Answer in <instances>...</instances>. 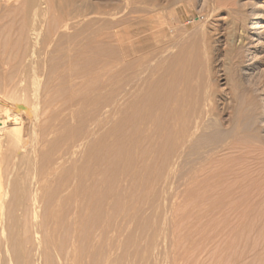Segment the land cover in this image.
I'll return each instance as SVG.
<instances>
[{
    "label": "rangeland",
    "instance_id": "rangeland-1",
    "mask_svg": "<svg viewBox=\"0 0 264 264\" xmlns=\"http://www.w3.org/2000/svg\"><path fill=\"white\" fill-rule=\"evenodd\" d=\"M13 1L0 0V60L6 58L10 62L8 65L10 67L0 64V71L9 70L8 74L11 80L13 79V82L9 81L12 85L7 84L8 86H4L3 81L0 80V99L3 100L4 108L7 106L5 100L17 106L15 110L11 109L9 114L12 112L22 115L21 119L17 118L15 126L18 124L17 127H20V131L22 130L21 132L26 135L23 136L24 133L20 132L21 138L18 137V140L21 143L15 141L16 144L11 143L10 146H13L12 144L21 146L25 140L31 139L36 143L21 161L14 159V153L10 152L12 148L0 154L2 182L15 178L13 174L16 173V169L20 173L17 178L19 184L15 183L18 186L14 184L13 187L15 191V188L21 186L16 191L17 194L19 192L21 199L14 193L16 197H13V201L15 200L16 203L13 204L19 206L17 204L21 202V207L22 205L27 207V204L32 203H28L31 200L28 189L30 186L32 191L40 175L38 173L41 172L43 162L39 157L40 151L42 149L47 151L51 146H47L49 147L47 149L45 144H51L57 141V138L64 137V133L69 128V125L56 126V123L69 121L73 117L94 121L86 140L85 153L89 178L87 183L90 185L95 180L96 176L93 173L97 169L94 146L102 137L108 136L117 129L121 117L119 110L142 112L143 123L137 134L142 135L140 137L142 142L149 138L153 143L145 144L146 153H140L138 158L142 157L144 162L150 163V169L153 168L150 172L148 164L147 166L143 164L147 169L143 168L141 175L144 176L143 178L154 177L155 182L151 183L153 185L151 190L154 189L150 193L151 200L148 207L140 211L139 221H128L122 228L111 232L108 236L107 242L113 257L118 258V261L121 258L118 264L263 262L261 259H264L262 258L264 237H261L263 239L260 242V249L258 238L264 236V152L257 155L258 157L255 156L253 160L250 158L243 162L252 168L247 166L250 171L246 174L247 182L251 184L253 192L251 193L250 190L248 194L250 205L228 212L223 208L215 211L212 207L200 209L193 204L181 203L183 197L180 193L179 177H172L170 180L173 181V186L165 188L163 164L165 157H162L165 155L163 150L165 148L160 144L164 131L159 130L156 125L157 122L165 125V101L157 104L155 100H147V98L153 92L165 97L167 64L165 54L168 48L172 47L173 55L182 66L180 67L187 68V71L193 69L191 83L197 89L194 93L200 95V98H205L208 107H212L210 116L217 127L213 134L214 143H223L232 135V127L239 111L243 109V112H248L244 107L246 103L243 99L246 95L253 94L256 100L254 107L258 115L257 122L261 125V131L256 133V136L261 139L259 147L264 150V0H18V4ZM155 15L160 18L154 17ZM250 25L253 26L249 28ZM98 40H106L115 47H121L123 55L95 52L93 46ZM119 52L121 54V51ZM31 53L32 62L27 58ZM13 54H16L17 58H14ZM17 63L23 64L24 67ZM32 65L37 68L34 69ZM62 73H66L70 77V82L75 84L73 92L68 93L66 98L56 105L46 104L43 81L45 82L48 76L57 77ZM23 75L26 77L24 78ZM256 81L260 82V85L255 86L260 88L257 87L256 90L254 86L255 93L251 91L250 94L245 90L246 83L254 84ZM55 84H59V78L56 79ZM63 85V83L59 84L58 87ZM20 86L27 87L28 92L23 91ZM23 98L28 99L24 104L21 101ZM21 108L24 114L21 113ZM8 113L0 114V120L7 119ZM52 117L56 119L52 121ZM39 121L47 124L34 132L32 125ZM50 121H55V124ZM9 123L13 124V121ZM27 130L31 134V139H27ZM162 172L164 177L160 176ZM47 180V176H43L41 184L46 183ZM261 185L263 186L260 187ZM23 189L27 192H23ZM16 198L21 201H17ZM27 216L23 221L27 222L29 228L31 226L35 228V225L41 221L39 218L34 221L33 215ZM2 217L3 215L0 223L4 221ZM150 217L153 220L151 232L141 238L139 222L142 223ZM216 218L219 222H215ZM213 219H216L213 223L215 227L212 224ZM246 231L250 238V242H247L249 246L253 244L251 241L258 240L254 241L257 245L254 244L256 249H251L250 257L247 255L249 259L246 257L243 261L238 257L241 254L237 253H240L242 247L240 243L242 233L245 235ZM215 236L219 238L213 240ZM239 237H241L240 242ZM57 241L63 244L60 240ZM231 241L235 242L234 246L238 244L235 247L237 252L234 250L236 254L232 252L234 248ZM58 242L57 245H61ZM231 252L234 257H231ZM21 254L23 255V252ZM22 255L18 264H24ZM233 258L237 261L235 262ZM10 264L15 262L11 261Z\"/></svg>",
    "mask_w": 264,
    "mask_h": 264
},
{
    "label": "bare ground",
    "instance_id": "bare-ground-1",
    "mask_svg": "<svg viewBox=\"0 0 264 264\" xmlns=\"http://www.w3.org/2000/svg\"><path fill=\"white\" fill-rule=\"evenodd\" d=\"M14 1L17 3L18 0ZM154 17H156V15ZM65 26L68 27V25ZM252 26L253 25H250L249 28ZM259 43H261V41H259ZM4 47V49H6V46ZM117 48L118 47L113 46V44L106 40H98L93 46L95 52L111 53L117 56L123 55L122 48ZM29 50H31V48ZM119 51H121V54ZM11 52H13V50ZM13 55L15 56L16 54ZM32 55V53L28 54L27 58H32ZM165 55L166 60L163 58L167 61L165 67V97L158 96L153 92L147 98V100H155L157 104H161L165 101V125L161 122L156 123L158 129L164 131L160 144L165 148L163 149L165 150V155H162V157H165H163L165 160V163L163 161V164L165 165V188L167 189L170 188V186H173V181L170 180L172 177H179L180 193L183 197V202L181 203H187V205L188 203L193 204L196 207H200V209L212 207L215 211L222 210V208L223 210L225 209V211L226 209L228 211L235 210L236 208L237 210H240L242 209L241 207H245L249 204L250 199L248 198V194H250L251 190V184L247 182L248 177H246L247 171H250V167L248 164H243V162L245 163L246 160H249L250 158L253 160L255 156L264 152L262 147H259L261 139L256 136V133L261 131V125L257 122V111L254 107L256 100L253 97V94L245 96L243 102L246 103L244 107L248 109V112L245 113L243 112V109L240 110L232 127V135L225 142L215 144L213 134L217 127L214 124V119L210 116L212 113V107H208L205 98H200V95L194 93L197 89L191 83L193 69L190 68V70L187 71L186 67V69L181 68L182 66L180 62L176 60V57L173 55L172 47L168 48L167 54ZM22 57L21 59H23ZM14 58L17 57L15 56ZM24 58L26 59V57ZM21 59L20 61L22 62ZM27 60L28 59L25 61ZM31 60L32 59H30V62H32ZM12 62L13 61H11V63ZM28 63L27 65H29ZM0 64L4 67L5 65L8 66L10 64L9 59H1ZM17 64L19 66L23 65L19 63ZM30 66L31 65H29V67ZM35 67L37 68V66ZM35 67L33 66L34 69ZM26 70L27 69L24 70L25 73ZM8 71L9 70L7 69L0 71V80L3 81L4 86L7 84L12 85L9 82L11 76L8 74ZM36 71L38 70L36 69ZM26 75L28 76V73H26ZM25 77L26 76H24V78ZM57 78H59V84L63 83V86L58 87L59 84H55ZM43 83V88H45V91L43 90L45 103H50L52 105L62 102L68 93L73 92L75 87V84L70 82V77L66 73L57 75V77L48 76V79H46L45 82L43 81ZM255 85H260V82L256 81L254 84L246 83L245 90L251 94ZM20 87H22L25 92H28L29 90L27 87ZM257 87L260 88V86ZM257 87L255 88L256 90H258ZM254 91L253 93H255ZM27 100L28 99L23 98L21 101H23L24 104ZM2 101L3 100L0 99V114H5V112L8 113L11 109L15 110L17 107L13 103L5 100L7 106L4 108ZM23 112L24 111L21 108V113ZM119 112L121 113V117L117 129L113 130L108 136L102 137L94 146V153L97 157L95 160V166L97 169H95L93 173L96 176L95 180L90 185L87 183L89 178L87 177L85 164L87 160L85 153L86 140L87 137H89V132L94 121L77 119L75 117L66 122L61 121L60 123H56V126L69 125L68 130L65 132L67 135L64 133V137L60 139L57 138V141L55 140L51 144H45L46 147L51 146L50 148L47 147V149L49 148L47 151L44 149L40 151L39 157H41L43 162L41 172L38 171L40 172L38 173L40 175L37 177L36 184L34 186L31 185L33 186L32 191L30 186L28 189V193L30 192L31 195V200L28 199L30 201L28 203L32 202L31 204H27V207H23V205L21 207V202L20 204L17 202V205L19 206L13 204L15 202V200L13 201V197H16L14 193L17 194L16 191L21 187L15 188L16 190L14 191V184L16 182L18 183L17 178L20 175L17 169L16 173L14 172L13 174L16 176L15 178H9L2 182L0 175V218L1 215H3L2 218L4 219L3 223H0V264H10L11 261L18 264V260H21L20 255H22V252L24 264H58L59 262V264L120 263L121 258L120 261H118L119 259L116 257L114 258L112 255L108 246L109 243L107 242L108 236L111 232L122 228L128 221H139L140 211L147 208L150 203L151 199L149 196L154 189L151 190L153 186L151 183L154 181V177L152 178V176H149L147 178L145 176V178H143L144 176L141 175V171H143V168H145L147 164L149 166L148 169H150L151 165L148 162H144L142 157L141 159L138 158L140 153H144L145 150H147L144 148L145 144L148 143L151 145L153 143V140L149 138L142 142L140 139L142 135L137 134L138 131L141 130L140 125L143 123V120L141 119L143 113H136L122 109L119 110ZM21 116V114L17 115L10 112V114L8 113L7 119L4 121L0 120V154L5 153L8 150L10 151V148H12L10 152L11 154L14 153V159L20 161L23 160L36 145L35 141L31 139V134H29V131L27 130L28 138H26L31 140H25L21 146H15L14 144H12L13 146H10V144L15 143V141L21 143V141L18 140V137L21 135L20 132L22 130L20 131V127H17L18 124L15 126L17 118L19 117V119H21ZM98 118L99 116H97V119ZM52 119L55 120L56 117H52L51 120ZM10 121H13V124H10ZM52 121L50 122H55ZM46 124V122L41 121L33 123L32 126L34 127V132ZM29 127L33 128L31 126ZM25 135L26 134L24 133L23 136ZM20 138L21 137H19V139ZM38 142L39 140L37 141V144ZM157 159H159V156ZM143 164H146V166L143 167ZM152 170L150 169V172H152ZM163 173L164 172H162V175L160 174V176L164 177ZM152 174L153 173H151V175ZM43 176H47L48 180L46 183L41 184ZM23 178L26 179V177ZM27 182L28 181H26V183ZM21 184L23 185V183ZM15 185L18 186L17 184ZM24 186L26 187V185ZM24 189L23 192L26 191ZM28 193L27 195L29 196ZM251 193H253L252 190ZM17 195L19 197V192ZM212 213L214 212L212 211ZM29 214L33 215V217H31L34 221L37 218L41 219V221L35 225V228H33V226L30 227L32 229L28 227L27 222L23 221ZM219 217L220 216H218V218ZM243 217L244 216H242V218ZM212 218L214 217L212 216ZM218 218L216 219L218 220ZM216 219H213L212 224ZM217 220L215 222H219V220ZM34 223L36 224V222ZM138 226H140L139 236L144 238L150 234L153 227V220L150 217L145 219L142 223L139 222ZM221 226L222 225L220 224V227ZM225 228L226 227H224V229ZM218 229L220 228L218 227ZM224 229L223 231L226 230ZM221 232L222 231H220V233ZM212 233L211 235H213ZM240 233H238V235ZM258 236L259 235H257V237ZM252 237L254 238V236ZM261 237L264 236H259V243L263 239H261ZM215 238L218 239L219 236L218 238L215 236L213 240H216ZM240 238L241 237L238 238L239 242ZM57 239L63 242V244L57 241L61 244H58V246L56 242ZM258 239H252L253 241L251 242L253 244H251L252 246H249V243L247 244V242H250L248 232L245 235L242 233V242H240L242 247L240 253H237L238 255H241L238 257L244 261L247 255L249 256L252 254V250L254 248L256 249L254 241H257ZM233 242L232 248L234 249L232 252H234V250L237 252L235 247L238 244L236 243L237 245L234 246L235 242ZM258 246L260 249L261 243ZM237 249L239 250V247ZM250 250L251 252H249ZM232 252L231 257H234ZM235 252L234 254H236ZM235 259L233 258V260ZM246 259L249 258L247 257ZM262 260L263 262L261 263L264 264V259H261V261ZM236 261L237 260H235V262ZM256 262L257 264H261L258 263V261ZM238 264H240V262Z\"/></svg>",
    "mask_w": 264,
    "mask_h": 264
}]
</instances>
